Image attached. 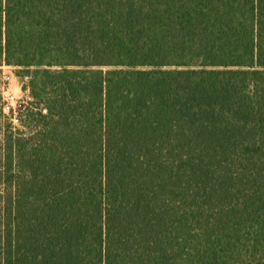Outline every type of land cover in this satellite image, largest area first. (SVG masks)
Here are the masks:
<instances>
[{
    "label": "trees",
    "instance_id": "obj_1",
    "mask_svg": "<svg viewBox=\"0 0 264 264\" xmlns=\"http://www.w3.org/2000/svg\"><path fill=\"white\" fill-rule=\"evenodd\" d=\"M4 66L0 264H264V0H0Z\"/></svg>",
    "mask_w": 264,
    "mask_h": 264
},
{
    "label": "rangeland",
    "instance_id": "obj_2",
    "mask_svg": "<svg viewBox=\"0 0 264 264\" xmlns=\"http://www.w3.org/2000/svg\"><path fill=\"white\" fill-rule=\"evenodd\" d=\"M0 90L6 107H16L26 97L22 91L20 79L15 75V69L4 66L0 69ZM8 112V109L6 110Z\"/></svg>",
    "mask_w": 264,
    "mask_h": 264
}]
</instances>
